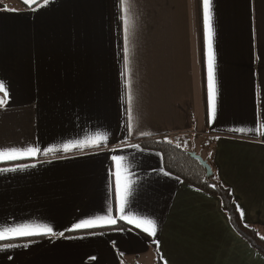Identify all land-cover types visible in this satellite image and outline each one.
<instances>
[{
	"label": "crops",
	"instance_id": "0c3cea01",
	"mask_svg": "<svg viewBox=\"0 0 264 264\" xmlns=\"http://www.w3.org/2000/svg\"><path fill=\"white\" fill-rule=\"evenodd\" d=\"M211 25L215 118L203 0L0 2V151L40 150L0 161V231L53 229L0 241V264H264L216 197L140 145L169 135L208 160L264 239V0H211ZM113 156L125 214L155 237L120 219ZM103 216L117 222L74 227Z\"/></svg>",
	"mask_w": 264,
	"mask_h": 264
},
{
	"label": "snow or ice",
	"instance_id": "6c2138e0",
	"mask_svg": "<svg viewBox=\"0 0 264 264\" xmlns=\"http://www.w3.org/2000/svg\"><path fill=\"white\" fill-rule=\"evenodd\" d=\"M25 4H30L32 0H23ZM47 3V0H45ZM204 9V26L205 33L208 42V79H209V98L211 103V116L215 118V53L212 50V36L213 30L211 25V0H203ZM0 93H3L4 99H0V107L7 103L8 91L4 83L0 82ZM240 131H243L241 129ZM81 145H65L64 150L67 151L72 147H79ZM40 150L34 147H28L24 150L10 148L0 151V161H14L23 159L26 157H35ZM51 151V149H49ZM113 161L116 162L117 171L115 173L117 192L120 198V208L121 213L120 219L126 220L128 224H134L137 229H141L144 233L155 237L156 236V223L153 220L147 218H140L135 216L126 215V202L127 196L130 192L131 181L127 178V174L123 177L121 175L122 162L124 160L123 156H113ZM15 168L6 169V171H15ZM99 222H104L107 224H115L117 221L114 218L103 216L97 217L95 220H83L77 223L74 227L76 229L80 228H91L98 225ZM53 232V229L47 225H30L22 224L16 227L5 228L0 231V241L11 240L16 237H27L33 235H48Z\"/></svg>",
	"mask_w": 264,
	"mask_h": 264
},
{
	"label": "trees",
	"instance_id": "16d2710c",
	"mask_svg": "<svg viewBox=\"0 0 264 264\" xmlns=\"http://www.w3.org/2000/svg\"><path fill=\"white\" fill-rule=\"evenodd\" d=\"M140 145L161 154L163 166L167 173L216 197L234 230L255 251L264 256V239L256 231L242 223L230 192L217 181L214 173L210 177L206 175V171L200 163L190 156L191 152L177 145L174 138L169 135L146 138L140 141ZM155 264H162L159 258H156Z\"/></svg>",
	"mask_w": 264,
	"mask_h": 264
},
{
	"label": "water",
	"instance_id": "95a60500",
	"mask_svg": "<svg viewBox=\"0 0 264 264\" xmlns=\"http://www.w3.org/2000/svg\"><path fill=\"white\" fill-rule=\"evenodd\" d=\"M190 156L200 163V165L205 169L206 175L208 177L213 175V171L211 169V166L207 163V161L203 160L200 156H197L194 153H190Z\"/></svg>",
	"mask_w": 264,
	"mask_h": 264
},
{
	"label": "rangeland",
	"instance_id": "374dc122",
	"mask_svg": "<svg viewBox=\"0 0 264 264\" xmlns=\"http://www.w3.org/2000/svg\"><path fill=\"white\" fill-rule=\"evenodd\" d=\"M2 1H3V0H0V2H2ZM176 144H177V145H180L178 142H176ZM181 145H182V144H181ZM191 153H193V152H191Z\"/></svg>",
	"mask_w": 264,
	"mask_h": 264
}]
</instances>
